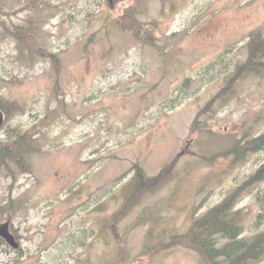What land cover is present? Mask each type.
Here are the masks:
<instances>
[{
  "label": "rangeland",
  "instance_id": "obj_1",
  "mask_svg": "<svg viewBox=\"0 0 264 264\" xmlns=\"http://www.w3.org/2000/svg\"><path fill=\"white\" fill-rule=\"evenodd\" d=\"M30 3L0 7V102L14 109L0 145L15 130L36 150L22 167L0 164V223L20 244L0 245V264H115L119 253L120 264H207L183 243L144 245L187 231L264 162V149L225 154L233 136L264 133V76H233L250 33H264V0ZM128 9L151 42L115 25ZM13 25L33 28L25 43L58 67L10 36ZM168 165L171 178L117 221L136 169L151 178ZM263 188L238 196L245 234L257 231Z\"/></svg>",
  "mask_w": 264,
  "mask_h": 264
},
{
  "label": "trees",
  "instance_id": "obj_2",
  "mask_svg": "<svg viewBox=\"0 0 264 264\" xmlns=\"http://www.w3.org/2000/svg\"><path fill=\"white\" fill-rule=\"evenodd\" d=\"M40 1L41 0H31L30 7L36 8V4L40 3ZM0 11H2V8H0ZM132 13L133 12L128 9L126 15L123 16L122 19L115 20V25L133 33V35L141 39L144 44L151 42L148 40V38L151 37L148 35L149 32L147 29L142 33L140 28L133 27V24L135 27H138L139 24ZM32 30L33 28L31 27L22 29L20 26L13 25L12 31L8 32V34L17 39L19 38L22 43L30 49L28 52L51 57L52 63L57 66L55 54L52 52L46 53L44 51L45 48L42 46L34 49L25 43L28 40L23 38V36H25L24 33L26 32L31 36ZM136 31L141 32V34H146L142 36ZM17 44L18 53L24 55L25 52H19V43ZM246 46L248 48V59L241 65L236 66L233 76H242L247 73L264 76V33L260 31H253L250 33ZM0 108L6 114L7 118L14 110H9L3 102H0ZM191 129L192 131L195 129L197 130L198 133L196 137L202 136V127L201 124H199V120L195 119ZM12 132L13 133L10 132L9 136L13 140L1 143L0 145V164L9 167V163H13L22 167L27 155L32 151H36L35 147L31 144L33 139L28 138L26 133H18L15 130H12ZM245 137L246 135L242 138L233 136L228 149L225 151L226 155L233 157V162L242 160L248 152H257L258 150L264 149V133L250 139ZM198 156L208 161L213 159V156L209 158L207 155L203 154H199ZM166 168L167 170H165ZM166 168H164L162 173L151 178L146 177L143 171L137 168L135 175L127 180L122 188V192L127 196H125L127 200H125L122 206L123 208L117 211L113 217L117 221L120 220L128 211L134 208V205L140 201V198L145 192L154 191L164 182L166 183L167 180L171 178L170 174L172 173L171 165L166 166ZM0 169L2 168L0 167ZM25 170L30 171V168L27 166ZM9 174L12 175L13 173ZM263 182L264 162L249 176L247 181L237 186L235 191L225 196L219 204L208 209L200 216L193 218L187 231L172 235L169 239L170 242L160 243L161 248H154V246L148 247V244L145 242L144 247H146V249L144 252L153 248L154 250L152 249V251L154 253L157 250L166 249V247H170L179 242L193 248V250L200 255L202 261L207 264H264V227L261 228L264 222V188L257 194V200L262 206L255 221L257 231L249 233V235L245 234L244 214H242L241 209L236 208L238 196L244 191L243 189L247 188V186ZM149 237L150 235H147L146 240ZM5 243L6 242L0 237V245H4ZM119 255L120 260L118 257L115 264H120L122 262V255L120 253Z\"/></svg>",
  "mask_w": 264,
  "mask_h": 264
},
{
  "label": "water",
  "instance_id": "obj_3",
  "mask_svg": "<svg viewBox=\"0 0 264 264\" xmlns=\"http://www.w3.org/2000/svg\"><path fill=\"white\" fill-rule=\"evenodd\" d=\"M4 112L0 108V127L4 123ZM10 220L7 219L6 221L0 223V237L7 243L9 246L13 247L14 249H18L20 246L19 242L16 240V237L10 230Z\"/></svg>",
  "mask_w": 264,
  "mask_h": 264
}]
</instances>
